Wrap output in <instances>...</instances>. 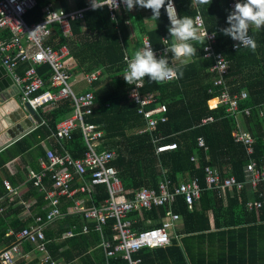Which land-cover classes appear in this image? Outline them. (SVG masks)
<instances>
[{"label": "trees", "instance_id": "16d2710c", "mask_svg": "<svg viewBox=\"0 0 264 264\" xmlns=\"http://www.w3.org/2000/svg\"><path fill=\"white\" fill-rule=\"evenodd\" d=\"M35 1L34 9L24 17L28 24L47 18L45 8L50 3L63 12L70 10L67 0ZM89 1L72 0V8L84 10ZM173 1L178 17L194 18L199 15L203 18L208 34L216 35L214 50L229 63V71L225 77L227 90L231 95L239 94V97L241 92L245 94L238 102L237 119L226 112L227 106L209 108V104L214 105L221 88L213 86L216 74L211 72V68L214 60L204 58L205 44L193 42L197 48V56L186 66H173L183 71L182 78L156 83L145 77L141 83L139 93L156 95V104L144 110L161 105L167 108V122L159 123L154 131L145 132L146 125L136 113L137 106L128 100L130 86L123 78L126 68L123 56L132 58L134 54L126 50L128 34L125 20L130 22L131 18L135 21L133 30L137 32L139 42L146 39L154 50L163 49L166 45L170 47V22L164 8L161 9L158 20L151 19L152 12L147 9L154 26L151 31L144 28L138 15L128 16L129 11L120 12L112 20L106 7L95 11L87 10L82 19L70 21V39L60 36L56 25H49V36L46 37L45 44L52 50L67 46L72 60L69 73L73 78L99 73L91 83L78 82V85L88 86L87 90L92 91L95 96V109L85 122L100 126L103 146L114 154L111 165L124 190L140 191L146 188L158 191L162 182H168L170 188L191 181L198 185L199 195L194 198L191 209L181 197L172 205V211L179 216V222L171 234V244L165 248L143 249L133 257L140 258L142 264H264V180L261 179L252 186L248 177L250 175L245 172L250 161L255 163L256 169L264 168V27L249 30V35L257 44L255 51L247 47L232 50L236 41L220 31L229 26L226 19L230 12V0H211L209 6H198L195 0ZM122 15H126V18L120 19ZM167 59L172 65L174 57L170 52ZM24 70L25 66L21 65L17 72L22 75ZM37 72L46 87L49 67L41 64L37 67ZM36 114L41 125L10 148L1 151L0 166L12 157L27 154L33 148L39 149L40 140L49 138L56 124L67 119L72 114V109L68 100L59 102L50 111L37 110ZM208 118H212V121L203 123ZM236 125L252 137L251 153L234 142ZM198 139L204 141L206 149L198 147ZM172 143L176 144L175 149L157 152L159 145ZM60 145L74 159L81 158L85 152L79 131L73 132L69 142ZM45 154L46 152L40 155L42 160ZM37 170L38 168L35 172ZM207 170L217 171L216 184L208 182ZM230 178L234 183L231 188H227L224 182ZM50 183L48 175H45L40 186L45 187L47 184L46 188L50 189ZM73 184L74 181L71 186ZM40 186H34L28 180L24 198L33 199L37 211L34 216L43 217L46 204ZM1 193L2 191L0 196ZM128 196L132 197L133 194ZM107 197L105 186L97 184L86 206H97ZM71 205V200L60 204V211L65 216L60 224H64V227L58 228L55 238L74 224L81 228L83 216L67 213V207ZM166 212L167 208L160 206L137 212L129 218L138 220L134 228L141 231L160 227ZM4 219L5 215L0 216V243H10L14 241V237H6L8 228L4 227ZM77 219L81 222L76 223ZM148 220L150 224H146ZM114 223L113 219L108 220L102 230V235L112 244L116 243ZM25 226L27 227L18 223L14 233ZM45 237L48 238L46 235ZM100 241L99 234L91 229L88 233L65 240L64 243L55 246L47 244L46 250L51 261L57 247L68 245L76 249V256H83L80 259L84 263L125 264L121 255L107 258ZM90 248L93 250L89 253Z\"/></svg>", "mask_w": 264, "mask_h": 264}, {"label": "built area", "instance_id": "2783aa9c", "mask_svg": "<svg viewBox=\"0 0 264 264\" xmlns=\"http://www.w3.org/2000/svg\"><path fill=\"white\" fill-rule=\"evenodd\" d=\"M235 3H237V0H230L228 5L230 12L234 9ZM35 6V0H0V63L18 90L22 106L28 104L34 112L42 109L50 111L59 102L69 100L72 114L64 121L56 124L51 138L60 146L61 143L71 140L73 132L79 131L85 146V152L78 160H72L67 154L56 156L53 153L46 152L44 160H39L40 172L39 174H32L30 180L34 186H40L41 179L44 173L47 172L53 189H46L43 194L44 199L50 205V209L45 212L43 217L34 216L31 225L15 233L14 243L0 252V264H13L14 258L19 253L18 248L21 243L33 245L42 264H54L46 251L47 240H45L43 229L46 224L64 216L57 208L58 198L74 199L77 193L81 194L83 198L75 199V205L71 213L81 214L85 223L92 224V229L101 234L100 246L103 248L106 257L116 258L121 255V258L125 260V264H142L141 259L134 258L133 255L143 249L165 248L171 244V234L179 222V216L173 213L172 205L177 198L181 197L187 207L191 209L194 198L199 195L198 185L195 181H191L170 188L168 182H162L158 191L146 188L140 191L124 190L118 176H116L115 169L111 166L114 154L103 146V132L99 128L100 126L85 122L86 118L90 117L95 109L94 93L90 90L80 93L74 90V86L78 82L91 83L97 79L99 73L95 72L91 75H80L79 77L77 75L73 78L69 73L72 60L69 57L68 49L61 47L58 50H52L44 44L45 38L49 36L48 26L51 24L59 28L63 37H71L70 21L82 19L85 11L92 10L91 3L89 1L88 7L84 10H74L67 13L53 12L48 7L45 8L47 18L27 24L24 17ZM105 7L112 20H115L120 12L127 10L123 4H120L118 10ZM196 17L200 16L195 15L194 19ZM215 41L216 35L208 34L203 49L204 58L214 60L211 72L216 74V78L213 81V86L221 88L217 99H215V104L213 106L209 105V108L214 109L219 105L227 106L226 112L237 119L239 113L238 102L240 97H244L245 94L241 92L239 97V94L231 95L228 92L225 77L229 71V63L220 53L215 52ZM147 44L149 42L146 39L142 40L141 48ZM237 44L238 42L233 44L232 50L245 48H237ZM168 48V46H165L163 49H153L156 58L159 59L162 56L167 58L169 56ZM123 57L127 68V62L131 58ZM41 64H46L50 69L46 87L37 72V67ZM21 65L25 66L22 75L17 72ZM129 86L128 100L137 106L136 113L146 125L145 132L154 131L159 123L167 122V108L165 106L161 105L144 110L156 104V95L153 93H139L140 82ZM244 113L247 114L246 111ZM210 121H212V118L203 120V123ZM233 140L241 144L247 153H251L253 139L238 125H236L233 133ZM197 142L198 147L206 149L202 139H198ZM175 148L176 144L174 143L163 144L157 147V152L162 153L165 150ZM69 169L73 172H70ZM245 172L250 175L248 177H250L252 186H255L259 180H264V168L256 169L255 163L252 161L245 167ZM207 173L209 174L207 177L208 182L216 184L217 171L207 170ZM75 179H77L78 185L71 186V182ZM233 183V179L230 178L224 182V186L231 188ZM97 184L105 186L107 199L97 206L84 205L85 201L90 200L91 191ZM3 186L8 193H12L13 190L9 182L4 181ZM223 188L222 186L221 189L223 190ZM130 194H133V196L129 197ZM160 206L167 208L160 227L141 231L135 230L134 225L137 224L138 220H131L130 215L149 211ZM256 207L259 206L256 205ZM1 213L2 209H0ZM110 219L115 221L113 225V231L116 234L115 244L104 239L102 235L103 226ZM149 223V220L146 221V224ZM89 229L84 225L82 233L88 232ZM61 235H63L61 238L67 239L73 237L74 232L69 230Z\"/></svg>", "mask_w": 264, "mask_h": 264}, {"label": "crops", "instance_id": "0c3cea01", "mask_svg": "<svg viewBox=\"0 0 264 264\" xmlns=\"http://www.w3.org/2000/svg\"><path fill=\"white\" fill-rule=\"evenodd\" d=\"M67 1L69 3V6H70L69 11L76 10V9L72 8L73 7L72 0H67ZM48 7H50V10L53 12H63L60 9L55 8L53 5H51V3H50V5H48ZM63 13H67V12H63ZM128 14H129L128 16H131V14L132 15H135V14L138 15L137 18H140L142 25L144 26V28L147 31H151L154 28L152 22L150 21V14L148 13L147 9H143L140 7H134L133 10L128 12ZM122 18H126V15H122L120 19H122ZM129 19H130V22L128 20L124 19L125 20V26L127 28V34H128V48L126 50H127V52L129 51V53H134L137 49L140 48L141 42H139L137 39L138 38L137 32L135 33L133 30V25H136L135 21H133L131 18H129ZM57 29L59 30V28H57ZM252 29H255V28L253 27ZM60 36H61V34H60ZM71 37H64V38L70 39ZM45 45H47V44H45ZM47 46H49V45H47ZM61 47L67 48V46H60L59 48H61ZM171 63H172V66H177V65L181 64V61L174 58L171 61ZM78 86L79 85L77 84L75 86V89H77ZM87 89H88V86H87V88L84 87L82 89V91H84V92L88 91ZM23 107L24 106H22L20 104L19 92L16 89V87L13 85V88L10 90V93L7 95V100L4 101L3 103H0V146L6 144L12 138L21 134L23 131L21 128V124L25 125L26 121H28V122L30 121L31 124L34 126V129L31 132H33L37 128L35 123L32 122V120L26 115V113H24ZM40 111L46 112L47 109H42ZM34 113L36 114V112H34ZM40 125H41V121H40ZM31 132L29 134H31ZM28 135H26V136H28ZM20 140H18V141H20ZM17 142H15V143H17ZM14 144H12L11 146H13ZM11 146L5 147L1 151L5 150L7 148H10ZM38 146H39V149L33 148L27 154L12 157L3 166H0V191H2V193H1L2 195L0 196V209H2V213L0 214V216L5 215V219H4L5 222L4 223L6 226H4V227L8 228L6 237L10 238L12 236V237H14V241H15L14 228L18 226V223L27 225V227L29 225H31L32 219L37 212L35 207H34L35 201L31 198L28 199V197L27 198H24V197L27 193V183H28V180H30V176L32 174L34 175L36 173L39 174V172H40V166H39V160L41 159L40 155H42L45 152H50L56 156H63L65 154H67L70 156V158L72 160L80 159V158L74 159L73 156L67 150H64L63 148H61V145L60 146L57 145L55 143V141L52 140L51 136L49 138L45 139L44 141L40 140V142L38 143ZM37 168H38V170H37L38 172H35V169H37ZM69 171L73 172V170H71V169H69ZM45 175H47V172L44 173V176ZM4 181L9 182V184L13 190L12 193H8V191L4 188V186H3ZM50 184H51L50 189L52 190L53 189L52 182ZM75 184H76V186L78 185L77 179L74 180L73 186H75ZM46 186L48 187L47 184H45V187L44 186L41 187L40 191L42 194L47 189ZM93 191H94V188L91 191V194L93 193ZM80 198H83V196L79 193L76 194L74 199H68L66 197H59L58 198L59 204H58L57 208L60 211V204L67 203L71 200L72 205L67 207V213H69L68 215H73L74 213L72 214L71 211L75 205V199L79 200ZM43 200L45 201V204H46L45 207H46V212H47L50 209V205H49L48 201L44 199V196H43ZM87 203L88 202L85 201L84 205H87ZM76 214H78V213H76ZM6 217H7V219H6ZM64 217L65 216L59 217V218L55 219L54 221H52V222H50L44 226V229H43L44 237H45V235L48 236V238L45 237L47 240L46 245L51 244V245L55 246V245L64 243V241L67 239H70V238H67V239L61 238V236H63V235H60V237L55 238L57 233H58V228L63 229V227H64V224L63 225L60 224L61 222L64 221V219H63ZM61 220H63V221H61ZM78 222H81V221H79V219H77L76 223H78ZM84 225L87 228H90L89 230L92 229V224L85 223V220H83L81 228H80V226L78 227L77 224H74V225L70 226L66 231L73 230L74 236L88 233L89 230H87L88 232L82 233V227ZM24 228H26V226ZM98 234H99L100 240H101V234L100 233H98ZM103 237L105 239L104 234H103ZM14 241H10V243L1 242L0 243V252L2 250H4L5 248H8L10 245H12L14 243ZM18 249H19V253L14 258L13 264H42L40 261V258H39V254L34 250L33 245H31L29 243H21V244H19ZM92 250H93V248H90V250L88 252L90 253ZM75 252H77L75 248L69 247L68 245H60L59 247H57V250H55L54 258L52 259V262H54V264H90L89 262L84 263L80 259L83 256L78 257V256H76ZM50 258H51V256H50Z\"/></svg>", "mask_w": 264, "mask_h": 264}, {"label": "clouds", "instance_id": "9594fccd", "mask_svg": "<svg viewBox=\"0 0 264 264\" xmlns=\"http://www.w3.org/2000/svg\"><path fill=\"white\" fill-rule=\"evenodd\" d=\"M195 2L198 6H209L211 0H195ZM90 3L93 11L105 6L111 10H118L120 4L126 6V11H131L134 7L149 9L152 12L151 19L154 20L159 19L160 11L164 8L167 20L170 22L168 32L172 38V43L167 51L172 54V57L181 61V66H186L193 57L197 56V48L193 42L203 45L208 36L203 18L178 17L173 0H90ZM226 23L229 26L220 29L223 35L238 42L237 48L247 47L255 51L257 44L249 35V30L253 27L257 30L264 27V0H243V2L235 3L234 9L227 15ZM182 76L183 71L178 67H173L166 57L162 56L157 59L152 45L149 43L143 48L137 49L132 58L128 60L123 78L128 85H134L136 82L143 83L145 77L151 82L161 83L179 79Z\"/></svg>", "mask_w": 264, "mask_h": 264}, {"label": "water", "instance_id": "95a60500", "mask_svg": "<svg viewBox=\"0 0 264 264\" xmlns=\"http://www.w3.org/2000/svg\"><path fill=\"white\" fill-rule=\"evenodd\" d=\"M13 88V81L9 74L6 72L5 68L0 64V103H3L7 100V95L10 93V90ZM24 113L32 120L33 123L38 127L40 126V121L37 117V115L34 113L33 109L28 105H24L23 107ZM22 133L18 136L12 138L9 142H7L4 145L0 146V151L4 149L5 147H9L18 140L22 139L26 135H28L33 129L34 126L31 124V122L26 121L25 125L21 124Z\"/></svg>", "mask_w": 264, "mask_h": 264}, {"label": "rangeland", "instance_id": "374dc122", "mask_svg": "<svg viewBox=\"0 0 264 264\" xmlns=\"http://www.w3.org/2000/svg\"><path fill=\"white\" fill-rule=\"evenodd\" d=\"M83 88H84V85H83V84L79 85V86L77 87V89H75V86H74V90H75L76 92H78L79 90H82Z\"/></svg>", "mask_w": 264, "mask_h": 264}]
</instances>
